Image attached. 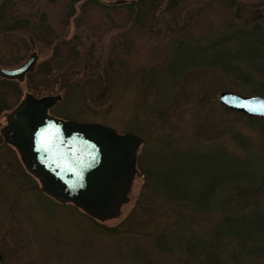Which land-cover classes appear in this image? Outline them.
I'll list each match as a JSON object with an SVG mask.
<instances>
[{
  "label": "rangeland",
  "instance_id": "374dc122",
  "mask_svg": "<svg viewBox=\"0 0 264 264\" xmlns=\"http://www.w3.org/2000/svg\"><path fill=\"white\" fill-rule=\"evenodd\" d=\"M10 10L26 23L1 17L0 66H16L33 50L38 58L23 80L14 79L11 86L0 82V129L26 91L37 96L66 92L50 113L120 132L139 129L138 150L144 140L165 132L185 143L214 137L238 153L239 146L253 149L260 141V125L228 110L217 94L264 96V57L242 56L236 41L229 40L219 53L225 62L176 65L172 71L159 66L171 61L177 40L209 41L235 28H256L264 48V0H147L141 10L115 0H13ZM153 67L163 80L167 77L173 94L165 110L146 122L142 111L158 84L146 83L142 71ZM229 128L246 136L241 145ZM24 167L17 149L0 140V264H149L148 257L152 264H195L180 257L174 241L177 254L151 247L159 200H153L152 211L143 206L131 211L142 174L134 177L118 216L92 220L82 207L44 194ZM259 200L264 206V194Z\"/></svg>",
  "mask_w": 264,
  "mask_h": 264
},
{
  "label": "trees",
  "instance_id": "16d2710c",
  "mask_svg": "<svg viewBox=\"0 0 264 264\" xmlns=\"http://www.w3.org/2000/svg\"><path fill=\"white\" fill-rule=\"evenodd\" d=\"M12 1L0 0V19L11 15L15 24L24 25L26 20L21 22V15L10 10ZM115 2L137 10L147 4V0ZM6 23L3 22L4 25ZM257 35L256 28H235L230 33L204 42L179 39L174 44L171 61L159 68L172 71L177 70L174 69L176 65H207L214 60L223 62L224 59L219 55L220 49L222 46L227 47L229 40L236 41L242 56L264 57V48ZM213 48L216 50L211 55L208 51ZM181 56L183 61L179 60ZM155 68L142 71L146 83L159 86H156L146 111H142L143 121L146 122L165 110L164 106L173 94L170 88L167 90V77L163 80L162 75L154 71ZM0 82L11 86L16 80L0 76ZM64 96H67L66 92ZM64 96L62 94L61 98ZM54 109L55 106H52L49 111ZM228 110L240 113L250 124L258 123L260 130H264V118ZM135 131L139 133V129ZM231 137L241 145L246 136L233 131ZM0 140L6 141L2 128ZM144 143L145 147L138 150L135 172V176L142 174V184L131 211L142 206L152 211L155 207L153 200H159V206H156L159 215L155 216L158 221L155 222L151 247L154 250L174 251V241L180 247V257L195 264H264V206L259 202V196L264 194V132L256 147L248 149V145H241L239 153L229 150L214 137L210 141L195 139L185 143L165 132L151 136ZM20 162L25 166L28 177L38 180L42 192L52 196L42 188L38 177L27 169L21 156ZM129 198L128 194L124 203ZM120 212L121 209L116 215ZM86 214L92 220L105 219L87 211ZM203 221L208 224L203 226ZM182 252H185L184 256ZM144 253L147 251L144 250ZM145 259L149 264L153 263L149 257ZM139 262L143 264L141 260Z\"/></svg>",
  "mask_w": 264,
  "mask_h": 264
},
{
  "label": "water",
  "instance_id": "95a60500",
  "mask_svg": "<svg viewBox=\"0 0 264 264\" xmlns=\"http://www.w3.org/2000/svg\"><path fill=\"white\" fill-rule=\"evenodd\" d=\"M38 53L22 63L0 66V76L23 80L33 71ZM60 92L35 95L26 91L6 113L4 139L19 152L42 188L61 201H70L100 217H112L127 200L143 138L100 122L64 119L49 112ZM217 99L242 113L264 118V96L221 90Z\"/></svg>",
  "mask_w": 264,
  "mask_h": 264
},
{
  "label": "flooded vegetation",
  "instance_id": "af4514ba",
  "mask_svg": "<svg viewBox=\"0 0 264 264\" xmlns=\"http://www.w3.org/2000/svg\"><path fill=\"white\" fill-rule=\"evenodd\" d=\"M2 259H3V256H2V254H1V252H0V262H1Z\"/></svg>",
  "mask_w": 264,
  "mask_h": 264
}]
</instances>
